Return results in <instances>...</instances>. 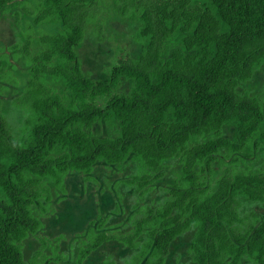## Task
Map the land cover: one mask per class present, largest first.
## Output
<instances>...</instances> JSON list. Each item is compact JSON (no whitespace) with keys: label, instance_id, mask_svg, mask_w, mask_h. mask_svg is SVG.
Returning a JSON list of instances; mask_svg holds the SVG:
<instances>
[{"label":"trees","instance_id":"obj_1","mask_svg":"<svg viewBox=\"0 0 264 264\" xmlns=\"http://www.w3.org/2000/svg\"><path fill=\"white\" fill-rule=\"evenodd\" d=\"M22 1L0 0V11ZM36 5L34 22L57 26L34 49L23 39L28 73L15 126L0 98V264H26L21 243L40 225V199L99 161L133 163L125 183L139 196L172 163L182 170L125 234L92 232L75 264L112 237L131 249L120 264H163L187 231L190 264H264V163L245 161L264 150V91L253 82L264 69V0H118L115 9L138 21L140 48L99 79L78 57L98 0ZM8 63L0 54V82L12 79ZM229 156L232 168L214 177Z\"/></svg>","mask_w":264,"mask_h":264},{"label":"rangeland","instance_id":"obj_2","mask_svg":"<svg viewBox=\"0 0 264 264\" xmlns=\"http://www.w3.org/2000/svg\"><path fill=\"white\" fill-rule=\"evenodd\" d=\"M118 0H98L94 16L86 21L85 34L78 47L82 70L93 78H104L115 63L133 57L140 48L137 37L138 21L131 14L119 13ZM38 0H24L12 8L0 11V54L9 58L7 69L11 81L0 82V98L6 118L15 126L21 119L14 101L27 81L28 64L23 53V39L30 36V49L36 38L53 32L56 23H35ZM253 82L257 90L264 91V69L257 72ZM17 115V116H16ZM96 133H107L103 125H96ZM225 134L231 137L233 127ZM232 156L216 163L217 177L229 167ZM247 164L264 163V150L259 149ZM243 166V164L241 165ZM182 164L169 166L162 175L139 196L125 180L135 174L133 163L122 165L97 162L89 173L69 172L64 176L63 187H50V196L40 199L37 217L38 229L22 240V252L26 264H75L81 247L92 240V232L103 231L107 236L125 234L144 208L157 206L169 195V190L181 173ZM45 194V193H44ZM47 196V195H44ZM245 209V207H244ZM246 210L260 211L257 204L246 205ZM191 232L176 237L170 244L163 264H190L189 245ZM131 249L117 238H108L91 250L82 264H100L112 258L118 264L129 256ZM242 264H256L244 258Z\"/></svg>","mask_w":264,"mask_h":264}]
</instances>
